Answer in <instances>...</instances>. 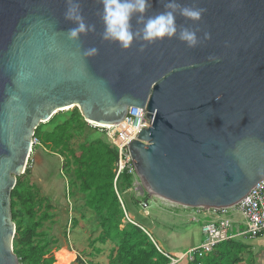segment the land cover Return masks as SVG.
I'll use <instances>...</instances> for the list:
<instances>
[{"label":"water","instance_id":"1","mask_svg":"<svg viewBox=\"0 0 264 264\" xmlns=\"http://www.w3.org/2000/svg\"><path fill=\"white\" fill-rule=\"evenodd\" d=\"M179 2L205 10L198 24L177 16L200 45L164 39L140 51L101 39L98 0H81L96 31L79 42L67 38L65 0H0V264H19L11 192L35 130L64 109L101 125L144 109L148 127L128 152L147 193L172 204L230 209L264 179V0ZM90 47L99 52L85 57Z\"/></svg>","mask_w":264,"mask_h":264},{"label":"trees","instance_id":"2","mask_svg":"<svg viewBox=\"0 0 264 264\" xmlns=\"http://www.w3.org/2000/svg\"><path fill=\"white\" fill-rule=\"evenodd\" d=\"M48 124L49 130L39 124L33 138L45 150L62 158V172L72 173L73 185L83 195V207L98 217L100 233L89 245L111 242L114 247L108 256V264H170L164 251L158 249L153 238L148 236L146 227L135 221H125L121 194L132 189L133 181L126 173L115 181V148L95 130V140L87 138L88 125L77 108L56 113ZM76 136L83 140L74 148L71 141ZM29 175L30 170L26 169L11 192L15 224L13 252L19 264H54L50 242L45 232L40 231L44 223L52 220L51 205L47 199L40 198ZM19 213L22 214L20 218ZM56 259L55 264H62L58 256ZM186 264H252V258L247 244L229 240L215 246L210 253H196Z\"/></svg>","mask_w":264,"mask_h":264},{"label":"rangeland","instance_id":"3","mask_svg":"<svg viewBox=\"0 0 264 264\" xmlns=\"http://www.w3.org/2000/svg\"><path fill=\"white\" fill-rule=\"evenodd\" d=\"M66 111H61V113ZM42 125H44V130H49L50 125L48 122L42 123ZM87 128L89 129V131L87 130V138L95 140L97 135L91 127L88 126ZM82 140L83 138L76 136L71 141V145L77 148ZM61 164V157L48 152L42 146H37L33 149L26 169L30 170L28 178L38 188L40 198L47 199L51 205L52 220L46 222L42 228L48 234L46 238L50 242L49 248L54 256L57 254L62 264H68L73 259V254H68L66 251L56 253L57 250L67 249L71 251V249L87 247V243L99 231V219L92 211L91 213L83 207V199L73 185L72 173H63ZM121 197L126 210L125 221H135L146 227L149 233H152L153 226L157 230H163V232L166 229L185 231L191 224L193 230L199 229V232H201L200 228L204 225L203 223H196L203 217L205 209H190L172 204L148 194L142 184H132V189L124 191ZM144 201L147 202L146 207L141 206V202ZM80 214L85 218L84 222H81ZM179 215H182V217H179ZM231 215L240 220L238 214H232L231 211ZM21 216L22 214L19 213L18 218ZM74 221L77 225L73 224ZM79 223H85L86 230L79 228ZM239 229L243 231L245 227L240 225ZM201 239H203L202 233ZM236 241L248 245L249 240ZM110 246L111 244H108L106 249L109 250ZM186 251L184 250L183 253H186ZM78 255L80 262L83 263V260H86L85 257H87L86 253ZM73 262L77 264L76 261L73 260ZM186 263L187 261L180 264Z\"/></svg>","mask_w":264,"mask_h":264},{"label":"clouds","instance_id":"4","mask_svg":"<svg viewBox=\"0 0 264 264\" xmlns=\"http://www.w3.org/2000/svg\"><path fill=\"white\" fill-rule=\"evenodd\" d=\"M66 10L64 19L75 27L67 31V38L72 42H79L81 36L96 31L95 24L86 22L83 15L81 0H65ZM102 6L99 10L103 24L101 39L116 43L122 50L130 49L134 43L139 44L143 51L148 45L164 39H178L188 48L200 45L201 38L197 35L198 28L177 24V16L183 17L192 24H198L204 14V9L185 5L179 0H164L163 10L155 15H147L152 8L151 0H98ZM133 18L142 25L134 29ZM210 35L205 33L204 39ZM95 47L83 51L85 57L97 55Z\"/></svg>","mask_w":264,"mask_h":264},{"label":"built area","instance_id":"5","mask_svg":"<svg viewBox=\"0 0 264 264\" xmlns=\"http://www.w3.org/2000/svg\"><path fill=\"white\" fill-rule=\"evenodd\" d=\"M145 115L144 109L128 108L125 117L118 124L101 125L86 122L89 127L103 135L107 142L117 151L115 181L122 173H126L132 178L133 184H141L136 175L127 145L139 135L142 129L148 127V120ZM37 146H40V143L33 138L30 156L33 153V149ZM141 206L146 207L147 202H141ZM207 211H211L214 216L212 221L201 226L203 237L201 243L178 257L170 256L164 252V256L170 260V264L191 261L196 253H210L215 246L225 241L254 240L264 234V179L258 182L235 207ZM231 211L240 215L244 222L245 230L240 231L238 227H234L228 215ZM128 221L131 222L130 220Z\"/></svg>","mask_w":264,"mask_h":264},{"label":"crops","instance_id":"6","mask_svg":"<svg viewBox=\"0 0 264 264\" xmlns=\"http://www.w3.org/2000/svg\"><path fill=\"white\" fill-rule=\"evenodd\" d=\"M79 195L83 199V195H81V194H79ZM86 210H88V209H86ZM88 211L91 212L90 210H88ZM232 214H236V213L234 211H232ZM228 215H229V219L232 221V224L234 225V227L239 228L240 225L244 226V222H243L242 218L240 217V215H239L240 220L237 219L236 216H232L231 212H229ZM202 216L203 217L200 218V220L196 224H200V223L205 224L207 222H210L213 220L214 215L211 211L206 210V211H204V214ZM79 217L82 218L81 222H84L85 218H83V215L80 214ZM179 217H182V215H179ZM75 224L77 225L76 222H75ZM85 225H86L85 223H82V224L79 223V228L86 230ZM192 226L193 225L191 224L189 226V228L185 231L166 229L164 232H163V230H157L155 228V226H153V228H154L152 230L153 235H151L152 233H149V232L148 233H149V236L153 238V239L152 238L151 239L156 243L158 248H160L162 251L169 254L170 256L178 257V256L184 254L183 253L184 250L192 249V248L198 246L202 241L201 232H199V229L193 230ZM43 227H44V225H43ZM75 228H77V227H75ZM200 230H201V228H200ZM40 231L44 232V230H42V229H40ZM99 233H100V229H99L98 233L96 235H94L93 238H91L90 241L95 239L99 235ZM45 234H46V236L48 235L47 233H45ZM47 240H48V238H47ZM249 241H250V243H249ZM249 241H248V245L250 247L252 264H264V234L260 235L259 237H257L254 240H249ZM89 243H87V247H80L79 249H75V250L71 249V251L67 250V249H65V250L61 249L59 251L57 250L56 253L61 252V251H66V253H68V254H73V259L68 264H76L73 262V260L77 262V260H76L77 255L78 254L79 255L84 254V253H86V255H87V257H85L86 260H83V263L77 262V264H108V256L110 254V251L114 247L113 244L111 242H107L104 245L99 244V243H95L93 246H90ZM108 244H111L109 250L106 249ZM96 250H99V252L97 253ZM56 256H57V254H56ZM56 256H54L55 263L57 262Z\"/></svg>","mask_w":264,"mask_h":264},{"label":"bare ground","instance_id":"7","mask_svg":"<svg viewBox=\"0 0 264 264\" xmlns=\"http://www.w3.org/2000/svg\"><path fill=\"white\" fill-rule=\"evenodd\" d=\"M64 110H66V109H64Z\"/></svg>","mask_w":264,"mask_h":264}]
</instances>
